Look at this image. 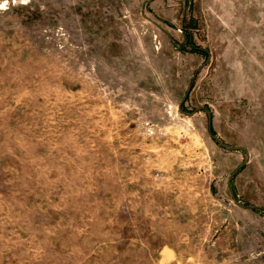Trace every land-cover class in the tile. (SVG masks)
Masks as SVG:
<instances>
[{
	"label": "rangeland",
	"instance_id": "1",
	"mask_svg": "<svg viewBox=\"0 0 264 264\" xmlns=\"http://www.w3.org/2000/svg\"><path fill=\"white\" fill-rule=\"evenodd\" d=\"M0 5V264H264V0Z\"/></svg>",
	"mask_w": 264,
	"mask_h": 264
},
{
	"label": "water",
	"instance_id": "2",
	"mask_svg": "<svg viewBox=\"0 0 264 264\" xmlns=\"http://www.w3.org/2000/svg\"><path fill=\"white\" fill-rule=\"evenodd\" d=\"M180 110H182L180 108ZM209 113V112H207ZM189 115H193V113H189ZM210 115V114H209ZM211 115H210V123H212V120H211ZM210 134L211 136L219 143V145L227 150H230V151H235V150H243V151H247L244 147H235V146H230V145H227L225 143H223V141H221L216 135H214L211 131V128H210ZM247 153V152H246ZM249 161L248 157H246L245 161L240 165V167L231 175L230 179H229V182L231 183L233 177L237 174V172L243 167L245 166V164H247ZM231 188V187H230ZM235 202L241 206V207H244V208H250V209H259V210H264L263 207L261 206H256V205H242L241 203H239L238 201L235 200Z\"/></svg>",
	"mask_w": 264,
	"mask_h": 264
},
{
	"label": "snow or ice",
	"instance_id": "3",
	"mask_svg": "<svg viewBox=\"0 0 264 264\" xmlns=\"http://www.w3.org/2000/svg\"><path fill=\"white\" fill-rule=\"evenodd\" d=\"M24 2H27V0H24ZM0 7H3V5H0Z\"/></svg>",
	"mask_w": 264,
	"mask_h": 264
}]
</instances>
